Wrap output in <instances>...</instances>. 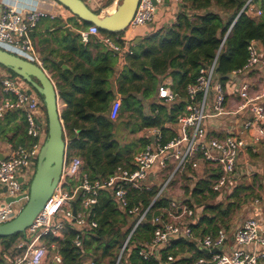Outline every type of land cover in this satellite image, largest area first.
<instances>
[{
  "label": "trees",
  "instance_id": "16d2710c",
  "mask_svg": "<svg viewBox=\"0 0 264 264\" xmlns=\"http://www.w3.org/2000/svg\"><path fill=\"white\" fill-rule=\"evenodd\" d=\"M113 1L108 0L104 7ZM252 5L256 11L262 12L260 16L248 9L242 12L245 4L239 0H182L179 7L183 10L177 13L170 26L154 31L132 46V54L126 55L127 64L118 78V94L122 100L118 119L140 120L142 128L159 130L164 144L172 140L176 136L173 127L186 111L187 87L196 83L200 70L211 67L216 61V80L224 84L234 79H228L234 72L244 70L250 59V45L264 44V0H254ZM101 33L113 36L123 46L126 43L125 33ZM60 42L65 45L60 58L73 63L70 70L57 67L58 73L53 75L59 97L66 104L61 119L68 153L84 159L92 180L107 179L131 159L122 160L119 142L114 140L115 124L107 117L111 103L117 99L110 79L115 76L119 55L101 44L82 43L80 37L63 35ZM49 52L56 53L54 49ZM169 76L174 78L170 89L177 96L172 104L158 99L160 82ZM146 103H149L147 112ZM42 108L46 114L45 106ZM10 114H15V111ZM3 121H0V130ZM28 138V143L15 146H29L32 140ZM247 151L254 149L249 146ZM204 169L215 174L197 180L193 189L189 184L184 187L186 195L192 198L187 204L198 211L197 219L191 225L195 240L174 239L159 251L158 256L150 260L140 256V251L155 236L156 227L151 223L152 219L155 216L165 218L163 210L171 204L165 195L157 198L161 186L153 184L148 190L127 187L130 207L146 210L153 206L146 222L134 232L123 253L121 251L133 229L134 220L117 208L109 190L100 192L97 204L90 212L89 220L97 221L98 227L83 239L81 249L73 244L77 235L73 229L64 236H45L42 242L48 250L61 256L62 264H80L85 252L92 257L94 264H160L168 257L175 258L176 264H192L207 257L197 248L196 240L208 235L216 236L220 230L230 233L235 225L234 215L252 199H255L252 203L260 201L254 187L249 185H237L227 195L215 193L212 181L219 177V172L208 166ZM183 173L195 175L190 166ZM29 187L30 184L23 190H29ZM19 239L24 240L25 234L0 239V252L4 254L17 249ZM2 253L0 263L5 264Z\"/></svg>",
  "mask_w": 264,
  "mask_h": 264
},
{
  "label": "built area",
  "instance_id": "2783aa9c",
  "mask_svg": "<svg viewBox=\"0 0 264 264\" xmlns=\"http://www.w3.org/2000/svg\"><path fill=\"white\" fill-rule=\"evenodd\" d=\"M84 1L89 6L98 4V0ZM172 1L180 4L182 0ZM253 1L249 0L242 12L246 9L253 12ZM31 3L27 0H0V48L42 66L35 53L32 33L42 20H54L57 17L32 6ZM164 3L165 0H140L126 33H133L141 27L153 24ZM255 12L259 16L262 14L261 11ZM67 25L72 27L68 23ZM79 33L83 43H89L92 37H95L113 53L132 54L129 42L126 41L123 46L113 36L103 35L95 25L80 29ZM249 52L248 64L244 70L232 74L234 79L254 69L264 71V55L258 51L257 45L251 44ZM215 68L216 61L211 67L202 68L196 83L187 87L186 111L178 117L176 136L164 144L160 131L154 130L153 142L134 156V169L120 167L107 179L92 180L84 169L83 158L67 155L61 181L54 195L26 232L23 242L18 245L25 253L13 258L5 257V264H43L48 249L42 238L48 235L60 236L67 227L77 232L73 244L81 249L85 235L98 227L97 221L89 220V215L103 190L111 191L117 208L134 220L133 229L123 245V253L134 232L146 222L153 206L146 210L137 206L130 207L127 187L136 190L150 189L153 186L151 176L154 170L169 171L157 198L164 195L172 179L178 173L184 172L187 166L194 171L205 166L218 170L219 177L212 181V190L222 195L231 193L236 186L240 157L249 144L238 132H228L223 138L208 136L205 129L206 120L232 114L227 111L226 102L228 83L234 81L223 84L216 80ZM234 84L242 101L235 114L250 113L251 117L243 123L242 130L252 133L258 143L264 140V88L260 94L252 96L250 84L246 79L242 78V81ZM26 90L27 86L20 78H13L7 70L0 67V121L10 112H22L27 124V134L32 140L29 146H12L9 155L0 161V187L6 188V195L10 198H17L25 192L23 188L28 185V179L33 178L39 153L47 137V122L41 121L40 118L43 103L37 94L29 95ZM158 99L172 104L177 96L170 88L162 85L158 90ZM64 179L66 183L62 185ZM188 201L189 199L181 203L171 202L170 207L163 210L166 213L165 218L155 216L152 219L151 223L156 227L155 236L153 241L140 251L144 260L158 256L159 251L174 239L195 240L191 225L196 221L198 211L190 208ZM73 203H76V215ZM17 210L14 204L0 205V224L13 220L17 216ZM59 215L62 218L60 220L57 219ZM229 234L220 230L216 236L208 235L196 240L197 248L203 252L207 250L209 254L192 264H264V222L261 219H245L232 230L230 244ZM215 249L220 251L213 253ZM56 260L62 263L60 256H57ZM160 264H176V259L168 257Z\"/></svg>",
  "mask_w": 264,
  "mask_h": 264
},
{
  "label": "crops",
  "instance_id": "0c3cea01",
  "mask_svg": "<svg viewBox=\"0 0 264 264\" xmlns=\"http://www.w3.org/2000/svg\"><path fill=\"white\" fill-rule=\"evenodd\" d=\"M27 1L32 2L31 3L33 4L32 6H37L39 9L44 10L45 12L57 17V19L54 20L50 18L42 20L41 22H39L36 30L32 33V41L37 59L39 60L41 65L48 70L47 71L49 72L48 74L53 79V75L58 73L57 67L64 70L61 66H58L55 62H53V61L63 60L60 58V56L65 52V45L62 42H60L64 33L62 31H59L58 27L62 22H66L72 25L73 28H75L76 20L74 18H70L71 16L69 11L63 5H61L57 0H27ZM107 1L108 0H103V2H101L100 0H98V4L91 5L92 9L97 12L98 11L103 12V14L105 15H111L115 11L117 4L120 3V0H114L113 3L109 5L110 7H104L103 3L106 4ZM182 10L183 8L179 7V4L174 3L172 0H169L168 2H166L165 0L164 5L161 7L157 15V18L153 24L141 27L133 33H128V34L125 33L124 38L126 39L127 42H129L128 44L130 45L131 52H132V46L137 45L143 39L149 37L154 31L170 26L175 20L177 13L181 12ZM255 11L256 8L253 11L254 15H258L257 12ZM90 42H92L95 45L101 44L103 47H105L102 43L98 42L95 37H92V40ZM50 49H54L56 53L53 55L52 53L49 52ZM257 49L261 54L264 55V44L258 45ZM126 55H128V53ZM126 55H122V54L119 55L118 63L115 68L116 71L115 76L111 77L110 79L111 89L116 93L117 99L111 103L110 108H112V112L110 116H108L107 113V117L110 119L112 123L115 124V138L120 145V155L122 160L126 161V159L131 158L129 162H124L123 166L121 167L126 169H134L135 168L134 156L140 151H142L147 144L153 142L154 130L157 129L142 128V123L140 120L131 121L129 119H122V120L118 119L119 112L121 111L122 108V100L120 95L118 94V78L120 77V74L124 69V66L127 64L125 59ZM65 65L71 69L73 68L72 62L65 61ZM64 71H66V69ZM242 78L246 79V81L250 84V88H251L250 94L252 96H256L262 92L264 88V71L260 70L259 68L254 69L250 73L248 72L245 75H242V77L240 76L238 78L233 79V81L234 83L239 82V80L242 81ZM53 81L56 84V81L54 79ZM173 82H174V78L172 76H169L160 83L164 86H167L168 88H171ZM234 83H228L229 89L227 90L228 92H227V102H226V109L229 113L232 114L219 118H211L206 120L205 129L208 133V136L214 138H220L222 136L224 137L228 132L229 133L238 132L240 133V135H242L244 139L246 138L247 141L250 142L251 147H254L258 143L264 142V140H261L260 142L256 143L254 137L252 136V133L243 132L242 130L243 123L246 120L250 119L251 116L250 113L248 112H241L239 114H235V112L238 111V108L242 103V101L239 99L236 93ZM138 97L139 99H143L141 96ZM262 103L264 104V100L262 101ZM60 106L62 111L66 108V104L61 99H60ZM145 108H146L145 111L147 112L149 108V103L145 104ZM7 115L3 119L4 120L3 127L2 130H0V155L4 156L5 158L9 155L12 146H15V144L16 145L22 143L26 144L30 140L27 136V132H26L27 126L23 119L24 117L22 115V112L15 111V114L11 115L10 113H8ZM40 118L41 121L45 122L46 117L42 109H41ZM173 131L175 135L178 133L177 125L173 127ZM127 139L130 141L134 140L135 143L132 148H129L128 146L125 145V143L122 142L123 140H127ZM147 140H149V142H147ZM67 155H69L68 152ZM69 156L71 157V155ZM243 157L244 154L242 153L239 163H241V160L244 159ZM84 169L88 170L86 165L84 166ZM193 172L195 175L187 174V173L186 175H184L183 172L178 173L172 179L171 183L169 184L168 188L164 193V195L167 196L171 200V202L181 203V202H186L188 199L192 200L190 196L186 195L184 186H187L189 184L190 189H193L195 188V186H197L196 183L197 180H203L215 174L212 173V171L207 172V169H204L203 167L198 171L193 170ZM152 173L153 175L151 176V182L153 184H160L161 186L166 181L169 171L159 172L157 170H154ZM242 174H243L242 172H238L237 181L235 182L236 186L239 185V181L241 179ZM28 180H29L28 184H30L31 179L29 178ZM183 180L185 181L186 185H184ZM4 189L5 188L0 187V205L4 204L5 198H8L6 193L3 192ZM25 193L26 191L23 193V195ZM263 208L264 206L257 208L256 204L253 205L252 210H250L249 217H256L264 222ZM57 219L60 220L62 218L59 215ZM244 220L245 219L240 220L239 223H237V225H234V228L241 225ZM234 228L232 230H234ZM69 230H71V228L67 227V229H65L60 236H64L65 233L68 232ZM90 234L91 233L85 235V238L88 237ZM231 242H232V231L229 234L228 244H230ZM1 253L2 251L0 252V254ZM24 253L25 250L19 249L17 246V249L10 250L8 252H5L4 254L2 253V256L6 262L5 257L13 258L22 255ZM47 256L44 259L43 264H62V263H58L56 260L57 256H60L59 254L54 253V257L51 262L47 261L48 258ZM80 264H94V262L92 257L85 252L81 256Z\"/></svg>",
  "mask_w": 264,
  "mask_h": 264
},
{
  "label": "water",
  "instance_id": "95a60500",
  "mask_svg": "<svg viewBox=\"0 0 264 264\" xmlns=\"http://www.w3.org/2000/svg\"><path fill=\"white\" fill-rule=\"evenodd\" d=\"M57 1L69 11L70 18L76 20L75 28L68 26L66 22H62L58 27V30L62 31L65 36L72 38L79 37V30L91 25H95L101 32L111 35L126 33L140 2V0H120L115 11L111 15H105L103 12L94 11L84 0ZM168 1L166 0V2ZM239 1L246 4L249 0ZM53 62L64 70L71 69L65 65L64 60ZM0 66L15 74L26 84L27 94L32 95L35 93L42 97L48 127L47 137L39 153L29 191L17 198L8 197L4 200V205L15 204L22 200H26V204L13 220L0 224V239H2L26 234L54 195L61 181L68 152V142L64 132L63 120L61 119L62 109L59 93L56 84L47 72L48 70L1 48ZM232 78V75L228 77V79ZM111 112L112 108H110L108 116L111 115ZM114 140L116 141V138ZM4 158L0 155V161H3ZM65 183L66 180L64 179L62 185ZM6 191L5 188L3 192L6 193ZM73 211L76 215V203H73ZM219 251L215 249L212 252ZM204 253L209 254V251L206 250Z\"/></svg>",
  "mask_w": 264,
  "mask_h": 264
},
{
  "label": "rangeland",
  "instance_id": "374dc122",
  "mask_svg": "<svg viewBox=\"0 0 264 264\" xmlns=\"http://www.w3.org/2000/svg\"><path fill=\"white\" fill-rule=\"evenodd\" d=\"M103 2V0H100ZM105 5V3H103ZM92 8V6H90ZM110 7V6H108ZM38 95V94H37ZM39 99L42 102V98L38 95ZM43 103V102H42ZM43 110V108L41 107ZM44 111V110H43ZM46 117V115H45ZM47 122V118L45 120ZM123 131V129H122ZM245 137V136H244ZM245 141L249 144L250 142L247 141L245 138ZM123 143H125L126 146L129 148H132L134 146V140H123ZM253 143V142H252ZM254 144V143H253ZM254 151L249 152L247 150L244 151V159L241 160V163H239V166L237 168L238 172H242L241 179L239 181V185H249L253 186L255 189V193L258 195L257 199L260 200L257 204L256 201L254 203L252 199L246 206L243 207V209L239 212H237L233 217V223L237 225L240 220L246 219L250 215V210H252L253 205L256 204L257 208H260L264 206V142L258 143L256 146L253 147ZM193 182V181H192ZM184 185H186L185 181L183 180ZM191 184V183H190ZM185 187V186H184ZM29 190H26V193ZM26 204V200H22L20 202L15 203V207H17V215L20 213V211L23 209V207ZM263 215H264V208H263ZM23 242L22 239H19L17 242V246ZM47 261L51 262L54 257V252H51L48 250V256Z\"/></svg>",
  "mask_w": 264,
  "mask_h": 264
},
{
  "label": "bare ground",
  "instance_id": "6f19581e",
  "mask_svg": "<svg viewBox=\"0 0 264 264\" xmlns=\"http://www.w3.org/2000/svg\"><path fill=\"white\" fill-rule=\"evenodd\" d=\"M113 9V8H112Z\"/></svg>",
  "mask_w": 264,
  "mask_h": 264
}]
</instances>
